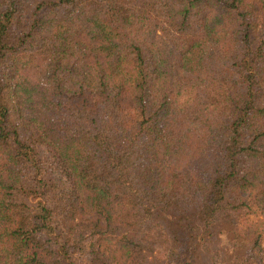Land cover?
Segmentation results:
<instances>
[{
    "label": "trees",
    "instance_id": "obj_1",
    "mask_svg": "<svg viewBox=\"0 0 264 264\" xmlns=\"http://www.w3.org/2000/svg\"><path fill=\"white\" fill-rule=\"evenodd\" d=\"M0 264H264V0H0Z\"/></svg>",
    "mask_w": 264,
    "mask_h": 264
},
{
    "label": "rangeland",
    "instance_id": "obj_2",
    "mask_svg": "<svg viewBox=\"0 0 264 264\" xmlns=\"http://www.w3.org/2000/svg\"><path fill=\"white\" fill-rule=\"evenodd\" d=\"M258 218H260V216L258 214L257 215H252V216H248L246 218V220H241V222L243 223L244 221H246V223H248L249 221L257 220Z\"/></svg>",
    "mask_w": 264,
    "mask_h": 264
}]
</instances>
